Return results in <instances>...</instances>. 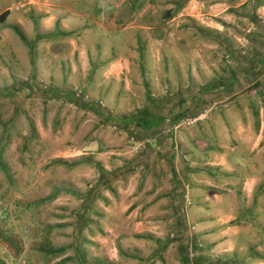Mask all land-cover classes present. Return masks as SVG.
<instances>
[{
	"label": "rangeland",
	"instance_id": "obj_1",
	"mask_svg": "<svg viewBox=\"0 0 264 264\" xmlns=\"http://www.w3.org/2000/svg\"><path fill=\"white\" fill-rule=\"evenodd\" d=\"M102 1L0 0V11L7 12L0 23L9 26L0 27V264H244L232 252L206 249L216 235L196 237L185 205L183 220L161 218L168 214L170 189L151 187L147 168L154 150H169L171 132L195 129L196 122L187 126L185 119L170 129L180 100L194 90H184L172 71L182 65L180 53L193 58L189 64L199 58L198 67L202 57L211 62L217 77L226 65L235 70L237 93L211 112L234 102L246 122L252 124L254 112L259 122L264 0L238 7L243 0H196L200 20L222 25L212 33L205 22L185 16L192 29L180 28L179 17L171 23L165 12L174 9L178 16L176 4L186 0H145L144 27L118 32L116 14L100 13ZM124 1L110 5L129 8L132 16L125 13L123 25L132 27L142 15L136 0ZM65 6L77 15L64 14ZM200 27L202 40L192 34ZM198 78L203 85L210 77L199 67ZM203 91L210 98L212 92ZM142 114L159 126L131 122ZM159 200L160 210L151 211ZM244 200L234 204L238 219L256 214ZM245 253L244 262L256 256L254 249Z\"/></svg>",
	"mask_w": 264,
	"mask_h": 264
},
{
	"label": "crops",
	"instance_id": "obj_2",
	"mask_svg": "<svg viewBox=\"0 0 264 264\" xmlns=\"http://www.w3.org/2000/svg\"><path fill=\"white\" fill-rule=\"evenodd\" d=\"M144 1L136 0V13H140L142 17L138 19L136 15L138 23L136 25L133 24L132 27L123 25L126 10L129 8L126 10L122 7L115 8L114 4L110 5L112 4L110 0H107V2L103 0L102 5L98 6V9L100 13H103V11L107 13L111 10L116 14L113 20L118 22L116 25L120 26V31L118 32H125L136 27H144L140 24V21L147 15L150 6L149 2L145 3ZM123 2L125 3V1L122 0V5L124 4ZM245 2H247L248 6L250 0H243L236 7L243 5ZM143 4L142 13L141 6ZM196 7V0L184 1L180 5V14L178 16L174 15V9L170 10L171 23L175 21L176 17H179L181 20L180 28L192 29L190 25L193 23H183L182 17L185 16L187 20L189 18L192 21L193 19L194 21L199 20L200 22L198 23L193 21L196 25H203L205 22V25L210 28L204 30L210 33H212L211 29L217 31L222 29V25L213 21L200 20V13ZM229 7L232 6H227L226 9H229ZM244 8L247 9V7ZM4 10H1L0 13H3ZM236 11L237 9L234 10V12ZM63 12L64 14L72 13L77 15L68 6L63 8ZM126 14L132 16V14ZM243 14L245 15L244 12ZM63 17L66 18L65 16ZM248 18L251 20L254 17L250 15ZM91 21L94 20L91 19ZM224 22L226 26L230 23L229 21ZM0 27L8 28L7 21L0 23ZM91 30V27L81 28V32H86V34H93ZM202 32L203 28L200 27L197 34H192L197 39L202 40L201 38L206 37L205 35H200ZM174 33L173 31V37ZM55 36L58 37L59 35ZM39 40L35 42L43 43V41ZM137 41H140V39H137ZM186 41V39H181V43ZM180 57L182 65L177 67L175 64L172 67V71L176 77L180 78L179 81L184 90L191 91L193 88L194 90L193 95L188 96L189 99H184V103L182 99L180 100L182 110H180L179 118L180 120L197 119V121L193 125L195 126L194 130L187 127L190 129L186 132H179V130H174V133L171 132L169 135V150H154V159L149 158L150 165L147 169L150 173L148 176L151 182L154 181L151 187L169 186L166 188L170 189L165 197V203L169 207L163 211L168 214H163L161 218L170 216L183 220L181 213L184 211V206L182 207V205H185L186 214L184 213V217H190V222H187L191 227L194 226L196 237L201 236L203 239L205 235H216L212 243L206 244V249L212 248L214 251H226L225 253L232 252L244 264H264V107H259L260 117L258 123L255 122L254 116L256 115L255 112L253 113L252 124H249V121L246 122L245 118L238 114L237 109L233 106L234 102L224 105L226 108L219 110L217 114L211 112V108H216V104L227 100V97L234 94V92L237 93L236 74L233 77L234 73L226 65L221 69L220 77H217L212 69L214 67L213 64L211 62L209 64L208 62H203L204 58L202 57V64L199 67H202L204 76L210 77L202 85L199 82V67L196 63L199 62V58H195V62L192 63L191 61V64H189V60L193 58L189 59L187 52L180 53ZM204 87L209 88L207 92L213 93L212 98V93L209 94L210 98H206V93L203 91ZM181 88L179 89L180 91ZM204 98L209 103H204ZM217 98L218 100L216 101ZM179 118H177V122ZM157 122L159 126L160 120H157ZM171 123L170 129H175L176 124L174 123L176 122L172 121ZM176 146L179 150H175ZM242 198L245 199L246 203H251L252 207H256L254 211L256 214H248L244 218L238 219L235 214L236 207H234V204H238V199ZM227 199H229L228 204L226 203ZM160 204L161 200L154 201L150 210L157 213L160 210ZM176 213L177 216H175ZM137 216H140L138 208H136ZM217 219L222 221L217 223ZM256 227L263 228L261 235L255 229ZM250 249L256 251V256L246 258L245 263L242 256H248L245 252ZM202 261L200 259V262ZM213 264L217 263L214 262Z\"/></svg>",
	"mask_w": 264,
	"mask_h": 264
},
{
	"label": "trees",
	"instance_id": "obj_3",
	"mask_svg": "<svg viewBox=\"0 0 264 264\" xmlns=\"http://www.w3.org/2000/svg\"><path fill=\"white\" fill-rule=\"evenodd\" d=\"M176 5H178V6H180V3H177ZM165 14L167 15V14H169V16H168V18L170 17V15H171V12H170V10H168V11H166L165 12ZM5 15H7V12H3L1 15H0V21H2L3 19H4V17H5ZM231 71H232V73H234L233 74V77L235 76V71H233L232 69H231ZM217 83H219V82H217ZM216 83V84H217ZM215 84V85H216ZM217 87V86H216ZM204 89H209V88H207V87H204ZM180 119V118H179ZM175 122H177V119L176 120H174ZM179 121V120H178ZM131 122L133 123H135L136 124V126H138V127H140V128H152L153 126H157V121L156 120H154L153 121V119H152V117H147L145 114H142V115H140V116H135L134 118H132L131 119ZM175 124V123H174ZM3 237H6V239H8L7 238V236H3ZM60 251V248H56V249H52V250H50L49 252H52V253H58Z\"/></svg>",
	"mask_w": 264,
	"mask_h": 264
},
{
	"label": "built area",
	"instance_id": "obj_4",
	"mask_svg": "<svg viewBox=\"0 0 264 264\" xmlns=\"http://www.w3.org/2000/svg\"><path fill=\"white\" fill-rule=\"evenodd\" d=\"M196 121H197V119H185L183 121V124L190 126V125L194 124Z\"/></svg>",
	"mask_w": 264,
	"mask_h": 264
}]
</instances>
